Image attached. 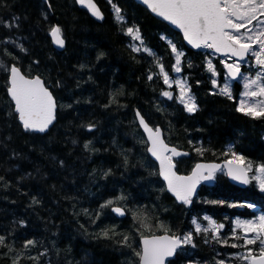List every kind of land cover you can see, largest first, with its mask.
I'll return each instance as SVG.
<instances>
[{"label":"trees","instance_id":"obj_1","mask_svg":"<svg viewBox=\"0 0 264 264\" xmlns=\"http://www.w3.org/2000/svg\"><path fill=\"white\" fill-rule=\"evenodd\" d=\"M96 1L102 21L76 0H0V264H139L142 235L185 233L204 214L224 225L219 239L213 232L195 234V246L181 249L169 264H248L239 258L245 246L231 247L244 244L235 238L242 236L234 234L233 218L264 213V191L253 179L264 164V117L237 111L241 80L232 85L235 99L215 94L208 59L221 84L226 72L209 48L192 50L135 0ZM56 25L65 38L61 50L50 35ZM133 26L155 56L132 50L141 46L127 34ZM169 41L183 52L180 72L197 101L195 112L177 96L162 95L169 87L157 60L168 74L176 63ZM12 64L42 76L54 92L59 107L48 132L25 130L21 123L9 96ZM249 68L242 65L243 72ZM257 70L251 65V73ZM137 110L163 127L169 143L192 153L177 159L180 172L202 160H233L235 152L252 164L250 183L239 187L222 169L192 204L177 202L148 153ZM109 200L125 207L126 216L115 215L112 205L102 207ZM28 241L34 244L26 247ZM259 247L257 241L253 253Z\"/></svg>","mask_w":264,"mask_h":264},{"label":"snow or ice","instance_id":"obj_2","mask_svg":"<svg viewBox=\"0 0 264 264\" xmlns=\"http://www.w3.org/2000/svg\"><path fill=\"white\" fill-rule=\"evenodd\" d=\"M80 3H86L92 9L93 15L102 18L96 5L92 0H79ZM144 3L152 9L153 12L170 21L172 24L180 28L184 37L195 48L206 47L214 49L215 52L230 54V57L238 58L233 63L221 61L227 69V74L222 84L216 79L212 80L214 88H218L219 95L235 99L233 96L232 83L237 80L243 81V90L240 93L237 111L243 112L245 115L253 118L264 117V0H144ZM116 19L122 21L124 17L121 15L119 7L114 5ZM253 22H256L255 25ZM258 29V30H257ZM243 30V31H242ZM127 34L133 40L141 41V46L132 45L135 52L143 51L149 55L155 56L150 49L143 47V41L140 36L139 28L133 26L127 28ZM51 35L54 42L60 46H64V39L61 28L55 26L51 29ZM172 52L175 54L176 63L174 71H181V56L183 53L179 51L174 43L169 41ZM258 48V50H257ZM254 58L255 65L258 70L254 78H249L241 71V62L247 63V58ZM160 73L163 74L164 83L171 87L168 73L164 71L162 64ZM0 67H3L0 65ZM9 70V69H5ZM11 87L9 89L12 99L15 101V110L19 114L25 130H33L44 132L55 119V110L57 104L52 93L45 86L39 76L33 79H27L21 74L17 67L10 68ZM208 71L213 76L218 75L215 66L211 60L208 61ZM152 79L150 75L148 77ZM175 83L180 89L179 101L184 105L188 112L197 111V104L194 96L190 95V89L186 83L176 80ZM163 96L172 99L171 92H163ZM140 124L148 132L149 140L152 146L148 149L158 160H160L161 174L168 182V190L173 192L178 200L185 204L191 203V197L195 193L196 185L201 179H212L214 172L218 169V165H197L190 176H178L173 171L175 165L172 163V156L181 155L175 148H169L161 139V130L156 128L153 130L148 126L140 113ZM92 127L91 125L89 126ZM85 147H88L86 144ZM165 152H170L171 156H165ZM233 161L228 162V174L233 179L240 180L244 184L249 183L247 173L252 170V164H244V157L232 153ZM239 161L240 164L233 167V162ZM207 168V175H204L203 169ZM259 174L253 179L259 182L260 189L264 191V164L256 168ZM125 199L119 197L117 200ZM114 201L109 200L102 205L107 207L112 205ZM216 203V202H213ZM222 203V202H221ZM235 207V205H231ZM252 207V205H248ZM114 212L123 215L121 207H113ZM209 221V228L201 229V226L194 220L196 225L195 231L214 233L213 238L219 239L220 229L223 224H217L215 221L205 217ZM236 228L243 229L245 235L243 237H235L243 239V245L232 244L231 247H243L246 245H254L259 241L258 255L253 253L252 249H247L246 254L240 255V259L248 261V264H264V215L259 216L255 220H237ZM235 231V230H234ZM248 233L254 235L249 236ZM102 235L109 238L108 231L104 230ZM193 236L191 233L185 234L183 237L178 235L153 236L151 239H143L142 252H137L139 264H165V258L171 257L182 244H192ZM4 237L0 236V244H3ZM123 243L128 244V237H123ZM207 242V241H206ZM227 244V240L222 241ZM34 244V241H28L27 245ZM130 246V245H129ZM195 246V245H193ZM218 264H224L219 261Z\"/></svg>","mask_w":264,"mask_h":264},{"label":"water","instance_id":"obj_3","mask_svg":"<svg viewBox=\"0 0 264 264\" xmlns=\"http://www.w3.org/2000/svg\"><path fill=\"white\" fill-rule=\"evenodd\" d=\"M46 1L48 2L49 0H46ZM135 1L138 2L139 4L143 5L144 7H146V8H147V9H148V10H149L154 16H156V17L162 19L164 22H166V23H167L170 27H172L174 30L178 31V32L182 35V37H183V39H184V41H185V44H186L189 48H191V49L194 50V51H198V50H200L201 48H203V46L200 47V48H195V47H193V46L188 42V40L184 37V33H183V31H182L180 28H178L176 25L172 24L170 21L165 20L163 17L159 16L157 13L153 12L152 9L149 8L147 4L144 3V0H135ZM76 2H77V4H78L79 7H81V8H83V9L87 10V11L89 12V14H90L92 17H94L96 20H98V21H102V20H104V18H105V13L103 12L101 6L98 4V2H97L96 0H92V3H94V4L96 5V8L99 10V12H100L102 18H98L97 16L93 15V11H92V9H90V8L87 6L86 3L82 4V3L79 2V0H76ZM56 26H57V25H56ZM51 39H52V42H53L54 46H55L57 49H60V50H61V49H63V48L65 47V43H64V46H63V47L58 46V45L54 42L52 35H51ZM63 39H64V37H63ZM64 41H65V39H64ZM211 50H212L213 52H215L214 49H211ZM215 53H217L219 56H230V54L225 55L224 53H220V52H215ZM232 58H234V59H236V60L238 59V58H236V57H232ZM11 67H17V68H19V67H18L17 65H15V64H12ZM19 69H20V68H19ZM20 72H21V74L24 75L27 79H33V78L39 76V77L41 78L42 82H44L45 86L48 88V90L52 93L53 98H54L55 101H56L57 108H56V110H55V119L53 120L52 124H50V125L48 126L47 130L44 131V132L34 131V132H38V133H46V132H48V131L50 130V128L53 126V124H54V123L56 122V120H57V112H58V107H59V105H58V100H57V98H56L54 92L52 91V89H51L50 87L47 86V84H46V82H45V79H44L42 76H40V75H38V74H36V75H34V76H30V75L24 73L21 69H20ZM226 72H227V69H226ZM10 87H11V74H10V71H9V89H10ZM9 96H10V98L12 99V97H11V95H10V92H9ZM12 101H13V103H14V105H15V101H14L13 99H12ZM137 112L140 113V116L143 117V119L145 120V122L148 124V126H149L150 128H152L153 130H155L156 128H159V129L161 130V139L164 141V143H165L169 148H175L178 152L181 153V155H179V156H173V157H175V158H179V157H183V156H191V152H190V151L183 150V149H181V148H178V147L175 146V145H171V144L168 143V141H167V139H166V137H165L164 129L162 128V126L159 125V126H157V127H154L152 124L149 123V121L147 120V118H146V117H145V116H144L139 110L136 111V116H137ZM17 113H18V112H17ZM18 116H19V114H18ZM137 120H138L139 126L141 127V129H142V131L144 132L145 137H146V139H147V141H148V149H149V148H151L152 143H151V140H149L148 132L145 131L144 127L140 124V118H139L138 116H137ZM20 121H21V120H20ZM21 123H22V121H21ZM22 124H23V123H22ZM32 131H33V130H32ZM148 153H149V155H150V156L156 161V163H157V165H158V169H159V175H160L161 179L165 182V185H166V189H167V191H168V192H169V193H170V194H171V195L177 200V202L182 203L183 201L178 200L177 197L175 196V194H174L173 192H171V191L168 190V182H167V180L164 179V176L161 174L160 160H158L155 156H153L152 153H151L150 151H148ZM169 153H170V152H165L164 155H165V156H169ZM229 161H233V160H229V159H224V160H222V161H209V160H202V161H199V162L194 166V168L191 170V172H189V173H187V174H181V173H179L178 170H177V164H176V162L172 160V163L175 165V167L173 168V171L176 173V175H178V176H185V177H186V176H190V175L192 174L193 170L196 168V166H197L198 164H199V165H206V166H207V165H218V166H219L218 169L214 172L212 179H201V180L199 181V183L196 185L195 193H194V194L192 195V197H191V200H192V199L198 194V192L201 190V188H202L203 185H209V186H211V185L214 184V182H215V173H216L217 171H219L220 169H222V168L225 169L226 174H227V176H228V179H229L232 183L238 185L239 187H244V186L247 185V184L242 183L240 180L233 179L232 176H230V175L228 174V162H229ZM238 164H240L239 161H234V162H233V167H235V166L238 165ZM202 171L204 172V175L206 176V175H207V172H208V169L205 168V169H203ZM247 176H248V178H249V172L247 173ZM114 207H121L122 210H123V215L118 214V213H116V212H114V211L112 210L113 213H114L115 215H117V216L120 217V218L126 216L127 212H126V210H125L122 206H114ZM112 209H113V207H112ZM164 235L172 236L173 234H171V233H160V234L145 235V236L141 237V239H140L141 252H142V248H143V239H145V238L151 239L153 236H164ZM178 236H181V234H178ZM176 254H177V250H176V252L173 254V256H171V257H166V258H165V264H168V262H169L170 260H172V259L176 256Z\"/></svg>","mask_w":264,"mask_h":264},{"label":"rangeland","instance_id":"obj_4","mask_svg":"<svg viewBox=\"0 0 264 264\" xmlns=\"http://www.w3.org/2000/svg\"><path fill=\"white\" fill-rule=\"evenodd\" d=\"M256 22H253V24L255 25ZM258 30V29H257ZM243 31V30H242ZM258 50V48H257ZM183 53V52H182ZM213 53V52H212ZM213 56H217L215 53H213ZM222 61H225L227 63H233L234 61H236V59H231L227 56L225 57H221L220 58ZM211 60V62L213 61V58H209L208 61ZM213 64V63H212ZM241 64L243 65L244 62H241ZM247 64L250 68V70H248L247 72H244L249 78H254L255 77V73H251V65L256 67L255 65V61L253 60L252 62L250 61V58L248 59V62L245 63ZM175 65V64H174ZM181 67V66H180ZM242 69V68H241ZM227 73V72H226ZM169 75V79H170V83H171V87H169L168 90H166L167 92H171L172 93V97L173 96H177L179 97V94H180V89L179 87L177 86V84L175 83L176 80H181V81H184L186 83V86L188 87L187 85V82L186 80L183 78V76L181 75V72L177 73V72H173V74H168ZM226 78V77H225ZM215 79L219 82V78H218V75L215 76ZM232 85L234 82H231ZM241 83L243 85V81L241 80ZM221 84V83H220ZM189 88V87H188ZM190 95L194 96L191 92L189 93ZM195 98V97H194ZM240 99V97H239ZM195 102L197 104V101L195 99ZM259 175L257 172L254 173V176H257ZM251 177H252V174H251ZM257 181V180H256ZM258 185H259V182L257 181ZM193 203V202H192ZM112 205H119V204H112ZM261 215H264V213L262 212H257V215L256 216H253V217H241V216H237V217H234L233 219V223H234V228L235 229H240V228H236V221L237 220H241V221H244V220H255L256 218H258L259 216ZM205 217H208L210 218L211 220L215 221L217 224H218V220L211 214H204L202 217H198V218H195L194 220L201 226V229H204V228H209L210 225H209V221L208 219H205ZM193 220V221H194ZM219 225V224H218ZM195 228H196V225L194 224L193 227H191L190 229H188L187 231H185V233L183 234V236L187 233H191L192 236H193V241H192V244H184L183 245V248L182 249H187L188 247H192L193 245H195V241H194V237H195V234H202L203 231H201L200 233H197L195 231ZM241 231V236L243 237L245 235V232L243 229H240ZM211 231L207 232V233H210ZM249 236H252L254 235L253 233H248ZM254 245H246L245 246V251H244V254H246L247 252V249H253ZM254 254H258V253H254ZM219 262V261H218ZM248 262V261H247ZM190 264H203V263H200V262H194V263H190Z\"/></svg>","mask_w":264,"mask_h":264}]
</instances>
